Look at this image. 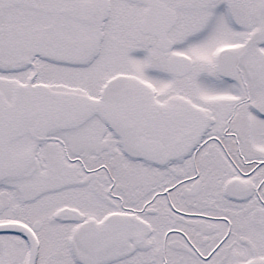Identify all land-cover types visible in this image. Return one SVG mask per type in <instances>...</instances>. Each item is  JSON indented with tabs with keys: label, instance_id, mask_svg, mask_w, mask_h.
Masks as SVG:
<instances>
[{
	"label": "snow or ice",
	"instance_id": "obj_1",
	"mask_svg": "<svg viewBox=\"0 0 264 264\" xmlns=\"http://www.w3.org/2000/svg\"><path fill=\"white\" fill-rule=\"evenodd\" d=\"M0 264H264V0H0Z\"/></svg>",
	"mask_w": 264,
	"mask_h": 264
}]
</instances>
